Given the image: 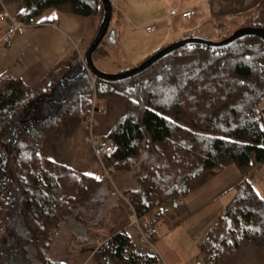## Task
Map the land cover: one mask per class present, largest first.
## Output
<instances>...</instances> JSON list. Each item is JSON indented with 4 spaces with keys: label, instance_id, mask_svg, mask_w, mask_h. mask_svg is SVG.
Masks as SVG:
<instances>
[{
    "label": "trees",
    "instance_id": "obj_1",
    "mask_svg": "<svg viewBox=\"0 0 264 264\" xmlns=\"http://www.w3.org/2000/svg\"><path fill=\"white\" fill-rule=\"evenodd\" d=\"M16 20L31 25L47 9L82 17L101 11L97 0H22ZM264 19V0L260 8ZM254 27L260 28L256 24ZM225 38V37H224ZM105 39V38H104ZM92 61L107 53L103 42ZM108 99L126 103V113L102 140L113 152L105 168L129 172L143 152L150 164L125 196L139 219L167 201L184 198L193 183L213 171L235 167L246 176L264 164V42L242 38L220 51L183 47L137 77L92 84L73 56L42 85L0 75V264H62L47 251L52 233L92 199L99 182L43 160L41 145L63 119L89 115ZM50 109V110H48ZM199 247L208 264H220L245 246H264V200L248 182ZM98 264H162L119 232L94 253Z\"/></svg>",
    "mask_w": 264,
    "mask_h": 264
},
{
    "label": "crops",
    "instance_id": "obj_2",
    "mask_svg": "<svg viewBox=\"0 0 264 264\" xmlns=\"http://www.w3.org/2000/svg\"><path fill=\"white\" fill-rule=\"evenodd\" d=\"M110 1L113 9L112 19L103 42L107 55H99L95 59L100 64L101 72L106 74H118L129 69L106 70L100 60L110 56H121L117 59H121L122 63L127 60L137 66L157 51L186 38L196 37L217 42L241 28L258 24L264 29V19L260 14L262 0ZM2 2L4 10L15 19L23 10L22 0ZM188 11H192L193 16L190 19L183 18L182 15ZM100 19L101 11L96 16L82 17L55 9L45 10L33 21V27L20 29L7 42L0 40V75L8 73L18 77L27 87L42 85L51 71L65 64L73 56H78L82 61L83 54L95 37ZM1 23L4 22H0V26ZM148 28L151 30L147 31ZM99 109L101 113L95 117L97 127L94 133L102 139L125 115L126 103L120 99H108ZM86 136V126L79 118L63 119L55 132L44 139L39 152L41 159L100 183L92 199L77 209V217H69L52 233L47 253L52 260L62 264H98L94 258L96 250L122 231L136 245L149 251V248L139 241L137 226L156 229L157 234L152 239L153 245L156 241L159 246H167L160 241L164 239L165 243L169 244L172 235L175 236L177 246L183 244L177 255L172 256L165 254V249L163 253L159 247L155 248V255L162 264H191L192 259L198 260L199 255H203L199 247L206 234L233 201L240 183L248 182L264 200V180L260 169L256 171L257 165L253 164L248 175L243 176L237 171L238 175L234 180L224 181L216 196L212 195L213 189L206 193L200 192L227 170L235 168L229 167L207 173L191 185L184 198L173 203L175 210L181 209V220L168 223L167 219L159 214L155 218L156 224L150 222L140 225L125 194L136 189L144 168L150 164L149 155L142 154L138 159V173L134 170L138 165H134L129 172L112 171L105 168L95 157L93 148L86 142ZM144 156L149 158L147 165L144 164L147 162ZM222 196L225 197V202L220 210L208 213L214 202L211 200ZM193 215L198 218L191 224V227L196 229L195 232L190 237L184 232L180 235L178 231ZM168 236L170 241L165 239ZM200 264H208V260ZM220 264H264V246H245Z\"/></svg>",
    "mask_w": 264,
    "mask_h": 264
},
{
    "label": "water",
    "instance_id": "obj_3",
    "mask_svg": "<svg viewBox=\"0 0 264 264\" xmlns=\"http://www.w3.org/2000/svg\"><path fill=\"white\" fill-rule=\"evenodd\" d=\"M97 1L100 3L101 6V19L95 37L87 48L85 54L83 55L82 63L85 71L88 73L89 76H91L94 80L103 83H121L131 80L137 77L138 75H141L142 73L150 69L156 63L163 60L173 52L183 47L200 46L210 50L220 51L228 48L230 45L242 38L253 37L261 39L264 42V29L257 27H245L238 29L228 37L217 42L196 37L186 38L178 42L172 43L169 46L157 51L156 53L148 57L145 61L128 71L118 74H105L95 68V66L93 65L92 56L96 48L100 45L102 40L107 35L111 24L113 9L110 0Z\"/></svg>",
    "mask_w": 264,
    "mask_h": 264
},
{
    "label": "rangeland",
    "instance_id": "obj_4",
    "mask_svg": "<svg viewBox=\"0 0 264 264\" xmlns=\"http://www.w3.org/2000/svg\"><path fill=\"white\" fill-rule=\"evenodd\" d=\"M0 6L4 8V5H3V2L2 0H0ZM9 14V13H8ZM7 25V23H1V26H0V33L3 34L5 33V26ZM33 23H31V26L28 25L26 28H29V27H33ZM235 32V31H234ZM233 32H231L229 35H231ZM228 35V36H229ZM227 36V37H228ZM226 38V37H225ZM84 55V54H83ZM119 58H121V56H117ZM116 56H110L108 58H104V59H101L100 61H102L103 63V66L106 70L108 69H111V70H121L123 68H129L127 70H130L132 69L133 66H135L131 61H127L125 60L126 63H122L121 62V59H117ZM98 60L94 61L93 65L95 66V68L97 70H99L101 72V69L99 67L100 64L97 63ZM133 65V66H132ZM106 74V73H105ZM50 110V109H48ZM143 154H145V151L143 152ZM149 154L150 155V152L147 151L146 155ZM144 159H145V162L144 164H148V161H149V158L147 156H144ZM139 161L137 160L136 162V166L138 165V167H135L134 170L138 173V170H139ZM150 162V161H149ZM138 163V164H137ZM253 165H257L256 167V171L258 169H260V173H261V177L262 179L264 180V165H259V164H255L253 163ZM145 169V168H144ZM236 175H238V172L235 168H230L229 170H227L222 176L214 179V181H211L206 187H203L202 190L200 192H203V193H206L208 192V190H212V195L215 194L216 196V193H217V190L218 188H221L224 184V181L226 180H234ZM7 189V187L5 185H0V190L1 192H4L5 190ZM207 189V190H206ZM5 197V195L3 197L0 196V209L2 210V213L3 212V207H4V203H3V198ZM218 197V196H217ZM217 197H214L211 201L213 202L212 206L209 208L208 210V213H210L211 211L213 210H216V212L218 210H220L221 206L224 204L225 202V197L222 196V197H219V199ZM217 198V199H216ZM175 201H167L166 203L162 204L157 210H154L152 211L151 213L145 215L144 217L142 218H139V222H140V225L143 224V223H150V222H153V224H156L157 220L155 218H157L159 216V214H162L161 216H163V218H166L167 219V222L169 223V221L171 222H174V221H177V220H181L180 218V215H181V209H177L175 210L174 209V206H173V203ZM199 215V214H198ZM205 214H203L204 216ZM161 218V219H163ZM160 219V220H161ZM197 216L193 215L191 219H187L186 223L180 228V230L178 231V233L181 235L183 232L188 234V236L190 237L196 229H194L193 227H191V224L196 222L197 220ZM185 220V219H183ZM5 224L4 221H1L0 222V227ZM199 231H201V229H199ZM181 232V233H180ZM204 236V235H203ZM203 236H202V240H203ZM172 237V240L170 239V237L168 236L167 238L165 239H169V244H166L165 243V240H161L160 243H164L165 245L167 246H159L158 243L155 241L154 242V247L157 249L159 247V250L161 249V251L164 253L165 250L167 251V253L165 254H169L170 256L172 255H177L176 253L182 248L181 246H183V244H181V246H177V244L175 243L174 241V237L173 235L171 236ZM134 238V237H133ZM167 242V241H166ZM171 243V244H170ZM180 247V248H179ZM165 249V250H164ZM184 249V247H183ZM189 249V251H191V248H187ZM201 262H207L206 258H204L203 255H199V258L198 260L196 259H192V263L191 264H200Z\"/></svg>",
    "mask_w": 264,
    "mask_h": 264
},
{
    "label": "built area",
    "instance_id": "obj_5",
    "mask_svg": "<svg viewBox=\"0 0 264 264\" xmlns=\"http://www.w3.org/2000/svg\"><path fill=\"white\" fill-rule=\"evenodd\" d=\"M193 16L192 11H188L182 15L185 19H190ZM0 22L7 23V29L5 33L0 35L2 42H7L16 32L20 29L26 28L27 25H23L15 18L11 17L3 7L0 6ZM151 29L148 28L147 31ZM92 84L94 79L89 76ZM101 110L96 107L94 98L91 103L89 115L83 122L87 129L86 142L93 148L95 157L103 163V160L110 156L113 152V144L110 140L103 141L99 136L95 135L94 129L97 127L96 115L100 114ZM138 238L141 244L147 246L152 254H156V249L152 243V239L156 236L157 231L155 228L138 227Z\"/></svg>",
    "mask_w": 264,
    "mask_h": 264
}]
</instances>
